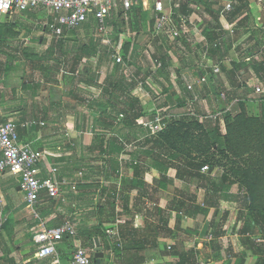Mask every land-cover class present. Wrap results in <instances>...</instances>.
<instances>
[{"label":"rangeland","instance_id":"374dc122","mask_svg":"<svg viewBox=\"0 0 264 264\" xmlns=\"http://www.w3.org/2000/svg\"><path fill=\"white\" fill-rule=\"evenodd\" d=\"M185 1L187 2L188 0ZM185 1L169 0L166 2L169 7H181L182 4L186 3ZM246 2L249 4V12L251 13V20L246 25L253 30L257 29L259 31L257 36L261 41V45L258 49H253L256 42L245 44L247 36L243 35V38L238 43L232 44L231 50L224 57L225 48H228L230 45L229 37L235 35V30L238 29V20L242 19V15H246V12H243L237 21L231 23L230 28L226 32L229 36L225 35L223 48L218 53L217 58L214 59L209 56L210 62L213 64L218 63L219 65L220 61L222 63L226 59L239 60L244 57L248 58L246 55L247 49H253L252 52L255 57L258 55L264 57V0H246ZM187 3H189L190 12L192 13L188 20L194 27L187 28L186 30V35H189V39L182 38L179 42L168 36L157 34L153 29L154 25L152 23L150 27L148 26L149 17L143 19L141 15L127 16L118 7L119 12L114 15L115 21L111 27L113 30L112 39L114 47L122 57L125 66H120L116 63L108 52V47L103 43H98L88 29L69 32L65 39L57 41L52 39L51 36L49 37L47 33H44L40 26H36L37 16L40 14L25 12L21 15H14L5 23L8 25L0 33V92H11L15 88L25 85V83H35L42 79L45 80V88L56 86L58 83V75L61 72L71 71L73 60L76 57H80L83 63L77 71H79L82 77L88 76L95 69L103 71L104 73L110 72L112 77L115 76L118 79L117 83H115V78L111 81L112 92L115 90L113 95H108L107 93L111 91L104 88L103 92L94 89L92 91L93 93L90 94L91 96L88 95L83 99L78 97L82 103L87 100L85 107H88L92 102V96L95 95L97 97L95 99L98 100L95 104L106 107V104L111 101V105L106 108L108 113H111L113 116V114H116L114 112H120L123 109V106L119 104L120 100L116 98L119 95L117 91L123 90V88H133L135 84L139 86V82H143L145 90H153L154 96L152 97L150 95V97H146L143 91L140 92L143 87L141 88L139 86V90L136 89V92H138L137 95L143 97L145 103L143 117L138 120L139 122L143 124L152 123L154 118L157 116L160 117L164 125L157 135L165 132L172 138V141L179 151L185 152L191 157H197L202 161H205V159H213L215 163V171L213 173L215 175L212 174V176L214 179L220 173L219 170L226 166H238L234 171H237V169H242L243 171L247 169L256 170V166L261 163L260 157L264 155V102L260 105V100L264 96V93H258L255 90L256 93L248 94L246 99L234 100L232 101L233 103H228V95L226 92L231 96H237L245 93L247 90L243 88L240 92H231L223 89L218 79L222 74H218L219 76L212 75L210 71H208V83L211 80V90L205 91L204 87L201 86L202 84H198V78H200L201 74V68L198 65L203 60L204 54V46L202 48L200 45L206 39V33H212L214 29L215 22L213 18L217 17V14H220L221 17V14L227 11L229 4L236 5L238 0H191ZM222 18L227 19L228 15L222 16ZM174 25H180L177 17L174 20ZM239 38L235 36L234 40L237 39L238 41ZM24 39H29V44L26 46L22 43ZM190 45L193 51L189 53L187 52V48ZM239 47L242 50H238ZM172 53H175L179 61L173 59L174 62L170 64L168 59L172 58ZM156 60L163 63V67L160 70L155 68ZM247 60L250 61V58ZM172 65L174 67L182 65L184 72L187 71L183 81L185 86L184 91L176 90V93H173L170 88L173 86L170 75L169 77L167 75L165 76V74L163 75L164 70L169 69L168 67H172ZM224 65L229 66L230 63L227 62ZM157 74L160 75V82L163 84V88H161L163 90L156 83L153 84L154 81L150 79L157 76ZM149 76L151 77L148 79ZM71 83V79L68 78L66 80V86H70ZM243 85L245 87L246 85L252 84L247 83ZM254 89H256V86ZM106 90L107 93L105 92ZM204 94L207 95L204 96ZM113 97L116 99L115 103ZM151 100H155V106L152 105ZM172 102L175 104L172 105ZM210 116L220 117L224 121L222 134L225 139L222 140L223 145L218 152L213 147H210L212 145L208 143V140L204 136V126L208 124L214 126V121L209 119ZM123 119L124 117H119V124ZM102 123L103 121L99 120L96 123L97 127L99 128ZM228 126H231L232 130L230 141L227 139L229 135ZM121 128L122 126L120 124L118 128L113 130V133H117ZM242 140H249L250 143L243 148L238 144ZM130 146H128V149H130ZM130 151L140 157L139 153L141 154L144 148L141 149V147H138V150L130 149ZM134 159L137 160L135 157L131 158V160ZM139 160L144 163L150 162L143 154H141ZM84 163L91 166L84 170V173L88 172L90 176L88 180L94 181L97 184H94L93 190L91 188L94 194L97 193L96 206L93 208L96 218L90 224L84 222V219H79L75 211L72 215H64L63 212L67 210L68 205L66 203H60L61 214L58 215L59 222L62 223L63 221L69 220L74 222L77 228L98 227L108 237V233L115 232L120 228L123 229L129 224L132 229L137 230V242L149 241L150 244L160 236L166 238L169 236L168 228L162 225V220L158 214V206L149 207L145 204L138 206L137 201L135 199L132 200L131 197L128 200L123 199L117 204L107 202L108 193L106 191L107 187L104 182V176H100L99 180L95 176L96 173L98 174V170L100 171L99 167L105 165L106 161L104 159L89 157ZM94 165L97 168H94ZM151 171L158 174L155 170ZM143 178L146 180L145 187L148 188L147 191L150 196L156 197L159 180L155 178L154 183L150 184L152 180H147L149 177L146 173L141 174V179ZM192 181L189 190H187L183 183L176 184L168 180L166 191L171 198L175 199L173 201L174 203H178L183 199L186 203L184 207L186 210L193 200L198 205L197 198L203 199L204 195L199 189L203 183L199 185L197 180L193 179ZM263 184L264 181L262 182ZM259 186L258 184L257 187ZM129 191H131L130 187ZM152 191H154V194H152ZM257 193H259L257 195L260 200L263 193L262 191ZM261 201H264V197ZM229 207L234 210V206ZM225 209L227 208L225 207ZM209 213L210 211L206 215L199 216V221L193 222V225L191 224V227L188 230L186 229L184 235L178 238L177 243L179 244V249L177 250L179 251L180 257L182 256L180 258V264H190V255L186 254L188 252L187 247L191 246L197 249L199 245H202L205 249H221V240L215 237L209 243L200 241L195 245V240L199 241L200 235L206 234L208 229H211V233L214 235L219 230V226L215 224V221L219 219L222 211L219 209L214 210V216L212 217L213 225L210 224V226L205 225L204 222ZM149 215L151 217L150 223H146L145 218ZM204 216L205 218H203ZM32 217L34 219V216ZM138 217H141L144 221L136 220ZM240 217L244 220L245 213L243 215L240 214ZM2 229L3 227L0 232H3ZM35 231H39V228L35 229ZM240 231L241 229L239 228V231H237L238 235L239 233L241 234ZM196 232L199 234H196ZM196 236L199 237L196 238ZM132 239L130 238L129 240ZM251 239L252 243L260 246L264 250L263 236L251 237ZM73 241L76 247L79 245L83 246L80 237L73 239ZM123 242L127 243V240H123ZM59 245L57 246V250ZM114 247L115 243H112V250L110 249L108 251L109 258L106 261L107 264H137L139 261V263H142L147 256L154 254L155 251L151 248H136L135 251H133L134 249H130L123 254H118ZM0 249H5V244L1 240ZM136 255L137 259L135 258ZM92 256H94V252H92ZM214 259L220 260V255H214ZM34 264L43 263H37L35 261Z\"/></svg>","mask_w":264,"mask_h":264},{"label":"crops","instance_id":"0c3cea01","mask_svg":"<svg viewBox=\"0 0 264 264\" xmlns=\"http://www.w3.org/2000/svg\"><path fill=\"white\" fill-rule=\"evenodd\" d=\"M166 1L168 2L169 0ZM166 1L165 5L167 11L174 13V7H169ZM153 3V0H145L143 4V9L147 13V17H149V27L151 26V23L154 25L152 13ZM120 10L122 9L120 8ZM177 19L180 21V18ZM191 27H194V25L189 21L187 28ZM41 28L43 29L42 31L47 33L50 37L49 32L43 27ZM81 29H88L93 35L92 23L86 24ZM188 36L189 35L182 34L180 40L182 38L189 39ZM65 37L66 36H64L63 39H65ZM96 40L98 43H101L99 39ZM219 40H221L220 43L222 44L224 38ZM200 46L203 48V41ZM188 47L189 53L192 52V46L190 45ZM78 59H80V63L77 69L73 72H61L57 77L58 83L56 86L45 88V80L42 79L35 83H25V85L20 86L19 88L17 87L11 92H0V123H16L20 126V142L22 144H29L34 150L39 151L44 155V158L39 165L41 171L40 178H48L51 176L52 169L56 168L58 179L70 183L64 186L62 194L58 199H52L47 193L42 192L35 208H30L25 202L23 192L18 190L20 188L19 179L16 176L9 174L0 175V230L3 227V232H0V240L5 244V249H0V264H34L35 261L37 263L42 262L43 264H53L52 258L38 259L35 257L38 247L34 242V237L39 232H36L35 229L39 228L41 223L47 227L51 226L54 228L62 225L65 221L61 223L58 220V215L61 214V204L66 203L68 205L67 210L63 212L64 215H72L75 211L79 219H84V222L90 224L96 218L93 208L96 206L97 193L94 194L92 191L95 182L87 180L85 186H89V188L80 186L79 189H77V187L82 177L80 176L81 172H84L85 169L91 167L84 162H86L89 157L100 158L96 153H93V151H89L90 147L95 143V136L88 130L91 124L97 123L98 118L96 114L92 115L88 111L87 106L85 107L87 100L82 103L78 97L83 99L88 95L91 96L90 94L93 93L92 91L94 89L103 92L104 88L111 91L110 93H107V90L105 91L108 95H113L115 90L112 92L113 88L111 81L115 76L112 77L110 72L104 73L103 71L94 69L88 76L82 77L77 70L83 62L80 57H78ZM173 59L179 61L175 53H172V58L168 59L170 64L174 62ZM74 60H77V57ZM230 61V59H226L222 63L226 64L227 62L230 63ZM222 63L220 61V68ZM225 66L230 67V65ZM168 68L169 69L164 70L165 72L163 75L165 74V76L167 75L168 77L170 75V80L173 83V86L170 87L172 92L176 93V90L184 91L185 86L183 81L184 75L187 74V71L184 72L182 65L177 67L172 65V67L169 66ZM204 74L205 71L201 69L200 78ZM221 74L222 76L218 77V79L221 86H223V89L233 91L234 87L229 78L222 72L220 75ZM159 76V74L152 78L149 76L148 79L150 78L154 81L153 84L156 83L159 85L158 87L163 88ZM68 78H70L72 82L70 86H66V80ZM117 82L118 79L115 80V83ZM211 85L212 82L209 81V83H203L201 86H203L206 91L211 90ZM138 87L139 86L135 84L133 88H123V90L117 91L119 95L116 98H119V104L126 102L131 97L137 99L140 102L141 107L144 109V98L137 95L138 92H136V89L139 90ZM162 88L161 90H163ZM142 91L146 97H150V95L152 97L154 96L153 90H145L143 87L140 92ZM253 93L255 94L256 92ZM76 95L78 96L75 98ZM206 95L207 94H204V96ZM95 98H97L95 95L92 96V102L90 104L98 102ZM235 100L239 101L238 99ZM232 101L234 100H227L228 103ZM151 102L152 105L155 106V100H151ZM173 104L175 103L172 102V105ZM110 105L111 101L106 104V107H109ZM30 122H36V124L30 129L21 127V125ZM40 123H43L44 125ZM214 124H218L222 133V127H224L223 119L218 117V120L214 121ZM127 153L128 155H126ZM130 153L131 152L128 151L122 154L120 157V166L116 169L111 167L110 156H103L101 159H104L106 163L104 166L99 167L100 171L98 170V174L96 173L95 176L98 178L97 180H99L100 176H104V182L107 187L106 191L108 193V203L117 204L121 200H128V198L131 197L132 200L135 199L137 201L138 206L143 204L148 205L149 207L158 206V211H162L161 214H159V212L158 214L161 220L165 219L164 222H166L165 226L168 228L169 236L167 238L164 236L158 237L153 241L154 244H152L153 242L151 244L149 241L146 242V248H151L155 251L154 254L147 256L140 264H180V256H172L171 258L166 259L163 257V253L165 248L170 244L178 242V238L184 235L186 229L188 230L193 222L199 221V216L197 218H190L187 215H183V228L181 227V229L178 230L176 212L171 210V205L174 203L173 201L175 199L171 198L166 190L162 191L159 187L156 190L157 196H150L147 191L148 188L145 187V178L141 179V176L135 178L133 169L128 166L131 157L129 156ZM132 155V157L137 158V162H140L139 158L141 155L140 157H138L136 153H133ZM237 167L238 166L235 165H232L231 167H222L215 180H219L223 174H228L232 179L237 181L238 179L233 173ZM94 168L97 167L94 165ZM85 174L89 179L90 176L88 175V172H85ZM146 174H148V177L150 178L147 180H152L150 181V184L154 183L155 178L159 179V174L154 171H148ZM213 175L215 174L213 173ZM212 178L214 179V177ZM168 180L176 184L183 183L187 190H189V186L191 182H193L190 179H187L185 182L177 180L175 170L170 171ZM129 187L131 191H129ZM199 189L204 195L203 199L196 197L197 203L198 206L204 207V203L211 197V191L209 190L210 186L209 184L204 183ZM152 194H154V191H152ZM230 195L233 198L229 201L222 200V194L220 192L214 197V200L218 203L219 210L222 211L219 219L215 221V224H218L219 226L221 249H205L204 246L202 247V245H199L197 249H193L198 264H236L238 260L243 259L244 257H249V262L247 264H258L261 259L260 256L255 254L256 249H244L240 242L241 237L244 235H241L240 233L239 235L237 234L239 228L242 229L244 224L243 218L240 217V214L243 215V213H245V210L241 205L244 201V194L240 190L239 181H237V184L231 188ZM229 206H234V210ZM225 207L227 209H225ZM214 210V208H211L208 216L206 218L205 216L203 217L205 218V225L210 226V224H212ZM234 212H236L235 215ZM150 215L145 218L146 223H150ZM32 216H34V219H32ZM136 220L144 221L141 217L136 218ZM197 233L198 232H196V234ZM210 235L212 236V234L207 233L206 235L198 236L200 240H195V245L200 241L209 243L206 238ZM198 237L196 236V238ZM244 237L253 236L247 234ZM155 245H157V247H155ZM254 246L257 247L255 244ZM75 248L76 246L73 239H68L61 243L57 250L60 260L59 264H70ZM133 251H135V249ZM176 251L179 253L178 250ZM251 253H254V255L248 256ZM216 254L220 255V260L214 259V255Z\"/></svg>","mask_w":264,"mask_h":264},{"label":"trees","instance_id":"16d2710c","mask_svg":"<svg viewBox=\"0 0 264 264\" xmlns=\"http://www.w3.org/2000/svg\"><path fill=\"white\" fill-rule=\"evenodd\" d=\"M187 2L185 4H182L181 7H174L175 17L179 18L180 16H183L189 19L192 13L190 12L189 3ZM243 12H246V15H242ZM124 14L127 16L141 15L143 19L147 17V13L144 11L142 4L137 7H134L129 13ZM226 14L228 15V18H222V16L224 17ZM241 15L242 19L238 20ZM114 18L115 16H113L109 20V25L111 27L114 24ZM213 19L215 22L213 26L214 29L212 33H206V40L209 44L210 57L214 59L217 58L218 53L223 48L224 40L221 46H215V42L219 39H223L225 35L229 36L226 32L231 26V23L237 20L238 29L235 30L234 36L232 35L231 37H229L230 45L228 48H225L224 57H226L229 51L231 50L232 44L238 43L239 40L243 38V35L247 36L245 44H251L253 42H256V44L253 46V49H258L261 45V41L258 39L257 36L259 31H257V29L253 30L252 28L246 25L251 20L249 4L246 2V0H238V3H236V5H232V10L230 12H225L221 15V17L220 14H217V17H214ZM7 25L8 24H3L0 26V33L2 32V29L4 27H7ZM235 36L237 38L240 37L238 41L237 39L234 40ZM178 40H180V38L176 41ZM241 47H239L238 50H242ZM252 50L247 49L246 52V55L248 56V58H250V61L247 60L248 58L244 57L239 60H231L230 67L221 65V72L229 78L231 84L234 87L233 91L240 92V90H242L243 88L247 90L245 93L239 94L237 96H231L228 94V92H226L228 95V101L235 99H246L248 94L255 92V86H259L261 92L264 93V57L259 55L255 57ZM187 52H189V49ZM79 63L80 59L78 58L77 60L73 61L71 72L77 69ZM247 83H251L252 85H246L244 87L243 84ZM233 91L231 90V92ZM113 100L115 103L116 99L114 97ZM263 102L264 96L260 100V105H262ZM121 105L123 106V109L120 112H114L116 114H113V116L111 113H108L107 109L104 106L100 104L94 103L88 106V111L92 115H97V123L99 120L103 121L99 128L96 124H91L89 127L88 131L95 136V143L92 147H90L89 151H93V153H96L100 158H102L103 156H110L111 167L116 169L120 166V157L122 156V154H124V152H131L129 156L132 157L133 152L130 151V149L138 150V147H141V149L144 148V151L141 154L145 155L150 160V162H137L135 159L131 160L130 157V162L128 163V166L129 168L133 169L135 178L151 170L157 171L159 174L158 185L162 191L167 190L168 175L172 170L176 171V178L183 182H185L187 179H195L197 180L199 185L202 183L209 184L211 197L208 198V201L204 203V207L196 205L195 201L193 200L190 203L188 209L186 210L184 209L186 203L183 201V199L178 203H173L175 205H171V210L176 212V222L178 230H180L183 226V215H187L190 218H195L200 215H206L211 208H214L215 211L218 210L219 206L218 203H216V201L214 200V197L217 196L219 192L222 194V200L229 201L230 199H232L233 197L230 195V190L235 184H237V181H239L240 190L244 194V201L241 205L242 208L245 210V218L243 220L244 224L241 229V235L245 236L249 234L253 237H264V201H261L264 197V184L262 185V182L264 181V155L260 157L261 163L256 166V170L247 169L246 171H243L242 169H238L237 171H234V176L238 179L237 181L232 179V177L228 174H223L219 178V180H215L212 178V174L215 171V163L213 159H205V161H202L197 157H191L187 153L179 151L176 148L175 143L172 141V138L169 137L165 132H162L159 135H151L150 131L144 126V124L138 121L140 118L143 117L144 109L141 107V104L137 99H133L130 97L126 102H123ZM120 116L124 117L123 121L120 123L122 129L114 134L113 130L120 126ZM203 131L205 138L208 140V143L212 145L210 147H213V149L218 152L222 148V140L225 139V137L220 131V127L218 126V124H214V126L209 124L207 126L205 125ZM231 132V126H228L229 135L227 139L229 141ZM249 143V140H242L238 142V144L243 148H245V146ZM128 146H130V149H128ZM141 154L139 153V155ZM126 155H128V153ZM206 166L209 168V170L206 173H202V168ZM81 176L82 177L78 183L77 189H79L80 186L84 188H89V186H85V182H87L88 180L87 175L82 171ZM258 184L260 185L259 187H257ZM261 191L263 195L262 198L259 200V193L257 192ZM182 194L186 196L184 193ZM158 212L159 214L162 213L161 210H159ZM164 220L165 219H162V223L163 225H166V222H164ZM49 227L53 228L51 226ZM211 231V229H208L207 233L212 234L213 236L214 234L211 233ZM119 233L122 239L123 247L121 249L117 246L114 247L115 251L118 254H123L125 251L127 252L130 249H146L147 241L137 242V230L135 231V229H132L129 224H127L123 229L120 228ZM244 236H242L240 239V242L244 249H256L255 254L260 256L261 258L258 264H264V250L258 245L257 247H255L254 243H252L251 241V237ZM79 237L82 240V245L90 250L94 249V241L96 238H98L104 249L106 257L101 261V263H96L94 256H92L93 264H107L106 261L109 258L108 251L111 249L113 241L108 236H106V234L103 233L100 228L79 227L78 238ZM214 237L216 239L220 238L219 230L213 236V238ZM130 238L133 239L129 240ZM123 240H127V243H124ZM152 244H154V242ZM178 245V243L170 244L168 247H170L171 250H167L168 247L165 248L163 257L168 259L172 256H180L179 253L176 251L177 249H179ZM155 247H157V245H155ZM186 249H189L187 250L188 252L186 254L190 255V264H198L195 251L193 250L194 247L190 246ZM252 255H254V253H251L248 256ZM135 258L137 259V255ZM248 258L249 257H244L243 259L238 260L236 264H247L249 262ZM139 262H137V264H140Z\"/></svg>","mask_w":264,"mask_h":264},{"label":"built area","instance_id":"2783aa9c","mask_svg":"<svg viewBox=\"0 0 264 264\" xmlns=\"http://www.w3.org/2000/svg\"><path fill=\"white\" fill-rule=\"evenodd\" d=\"M145 0H0V26L8 22L12 16L22 13H34L37 16L36 26L46 29L54 40L63 39L67 33L81 29L86 24L92 23L93 36L99 39L101 43L108 47L111 57L120 66L125 63L114 47L113 30L109 25V20L116 15L121 8L124 13H129L134 7L144 4ZM153 21L154 31L157 34L168 36L177 40L182 34L187 33L189 20L185 17L180 18V25L175 26L174 13L167 11L164 0H153ZM119 7V8H118ZM232 10L229 4L227 11ZM223 12V13H225ZM221 40L215 42V46H221ZM204 42L203 60L199 67L205 71V74L198 80V84L208 82L209 74L218 75L221 73L220 65L213 64L209 59V44ZM23 45L29 44V39L22 41ZM163 63L156 60L155 68L160 70ZM143 87V82H139ZM256 92H261L256 87ZM123 117V116H121ZM211 121L218 120L217 116H210ZM36 122H30L21 125L22 128L30 129ZM44 125L43 123H40ZM163 121L160 117L154 118L152 123H145L144 126L150 131L151 135H157L162 130ZM19 128L14 122L0 123V175H13L19 179V186L25 196V202L28 207L35 208L39 196L42 192L52 199H58L64 186L70 184L66 181H60L57 177V169L53 168L51 176L46 179L40 178L39 165L44 155L34 150L29 144H22L19 140ZM209 168L203 167L205 173ZM76 184V183H74ZM109 238L115 243V246L122 248V239L119 229L108 233ZM78 238L77 225L72 221H65L59 227H47L44 224L39 225V232L34 237V242L38 249L35 257L38 259L52 258L53 264H59L57 246L68 239ZM212 241L210 235L206 238ZM168 250H171L168 247ZM93 250L87 249L81 245L77 246L73 252L70 264H93Z\"/></svg>","mask_w":264,"mask_h":264},{"label":"water","instance_id":"95a60500","mask_svg":"<svg viewBox=\"0 0 264 264\" xmlns=\"http://www.w3.org/2000/svg\"><path fill=\"white\" fill-rule=\"evenodd\" d=\"M21 191V188L18 189ZM94 259L96 263H101V261L104 259L105 254H104V249L101 245V242L98 238L95 239L94 241Z\"/></svg>","mask_w":264,"mask_h":264}]
</instances>
